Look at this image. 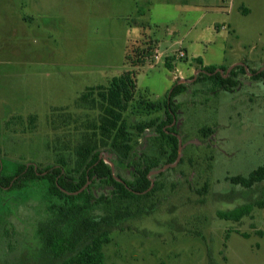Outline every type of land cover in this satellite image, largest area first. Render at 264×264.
I'll use <instances>...</instances> for the list:
<instances>
[{"label": "rangeland", "instance_id": "374dc122", "mask_svg": "<svg viewBox=\"0 0 264 264\" xmlns=\"http://www.w3.org/2000/svg\"><path fill=\"white\" fill-rule=\"evenodd\" d=\"M148 42L151 54L131 68L125 55H145ZM196 57L236 85L225 90L202 75L178 84L201 71ZM131 69L124 155L99 129L100 93ZM263 71L264 0H0L2 172L34 164L78 178L91 158L81 157L84 149L134 189L148 170L149 188L132 199L88 183V217L144 210L112 230L104 264H264V209L254 205L264 181H230L264 165V81L252 78ZM178 85L185 90L172 98V124L164 108L144 111L142 102L164 101ZM172 125L175 142L160 132ZM64 203L45 180L1 190L0 264H44L39 226L52 223L68 237L77 220L52 209ZM240 206L250 211L239 222L217 217Z\"/></svg>", "mask_w": 264, "mask_h": 264}, {"label": "trees", "instance_id": "16d2710c", "mask_svg": "<svg viewBox=\"0 0 264 264\" xmlns=\"http://www.w3.org/2000/svg\"><path fill=\"white\" fill-rule=\"evenodd\" d=\"M147 46L149 47L148 53L145 55L141 53V56H137L134 52L132 56L125 55V60L130 62L131 68L141 66L145 57L151 54L152 47L150 42L147 43ZM195 61L201 67L200 76L202 75L207 80L217 81L225 85L226 89L223 88L225 90H230L231 86L236 85V79L233 81L229 76L224 78V68L202 66L198 59H195ZM236 68L238 66L232 69L230 73H233ZM239 69L246 74V66H239ZM134 74L133 69H131L124 71L119 76L112 77L107 87L100 93V98L105 103V106L102 108L103 116L101 117L99 129L106 137L112 139L111 148L117 152H122L124 155L130 150L129 146L125 145L124 139L128 143L130 138H127L128 133L123 113L133 99L136 83ZM252 78L264 81V71L253 74ZM184 90V87L180 85L174 86L167 93L164 101L142 102L143 109L145 112L152 113L164 108L167 120L170 123L176 112V106L172 98L178 93L184 92ZM173 126L171 128L167 127L168 129L165 131L160 130V132L162 134L167 133L169 139L175 142ZM120 139H122L121 142L117 143ZM80 155L83 159H87L89 155L91 158L78 178L64 172L61 167L48 166L44 169H37L34 164L20 165L13 175L6 176L2 172L0 160V191L19 190L34 181L45 180L48 182V192L53 196L63 198L67 202L62 205H54L52 209L64 221L71 218L77 219L72 225L68 237L60 236L55 231L52 223L39 226V233L44 242V264H104L103 248L111 243L110 234L112 230L119 227L125 220L137 217L142 212L144 213V210L141 209L133 214L118 212L112 216H104L99 219L86 216L85 212L91 208L95 201L93 195L88 192L90 189L88 183L97 179L111 186L112 193L119 198L132 199L137 197V195H145L143 193L149 188V183L146 179L148 170H144L140 174L142 183L134 189L129 183L117 180L114 177L111 167L105 164L103 158L100 157V153H92L90 149H84ZM230 181L245 188H250L254 184L264 181V165L251 171L247 177L239 175L230 178ZM254 205L259 209H264V190L261 198L256 200ZM249 211V207L240 206L232 210L217 212V217L225 221L239 222L242 217L248 215ZM227 237L228 235H226ZM208 264L214 263L208 260Z\"/></svg>", "mask_w": 264, "mask_h": 264}, {"label": "built area", "instance_id": "2783aa9c", "mask_svg": "<svg viewBox=\"0 0 264 264\" xmlns=\"http://www.w3.org/2000/svg\"><path fill=\"white\" fill-rule=\"evenodd\" d=\"M200 74V70H195L194 71V76H192V79L191 80H189V81H185L181 76H178V84H180V83H184V82H192V81H194V80H196V78L198 77V75Z\"/></svg>", "mask_w": 264, "mask_h": 264}, {"label": "crops", "instance_id": "0c3cea01", "mask_svg": "<svg viewBox=\"0 0 264 264\" xmlns=\"http://www.w3.org/2000/svg\"><path fill=\"white\" fill-rule=\"evenodd\" d=\"M248 13V12H247ZM246 13V14H247ZM175 52V51H174ZM173 52V53H174ZM183 53H185V55H186V57H187V53H186V51H185V49H183ZM195 59H198L199 61H200V63L202 64V66H215V65H210V64H207V63H204L203 61H202V59L201 58H199V57H196ZM215 67H217V66H215Z\"/></svg>", "mask_w": 264, "mask_h": 264}, {"label": "water", "instance_id": "95a60500", "mask_svg": "<svg viewBox=\"0 0 264 264\" xmlns=\"http://www.w3.org/2000/svg\"><path fill=\"white\" fill-rule=\"evenodd\" d=\"M221 72V70H219ZM201 72V71H200Z\"/></svg>", "mask_w": 264, "mask_h": 264}]
</instances>
